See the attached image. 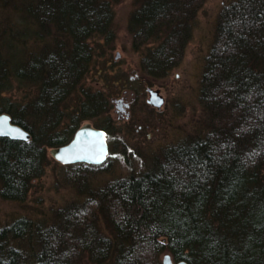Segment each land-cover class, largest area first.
I'll return each instance as SVG.
<instances>
[{"label":"trees","instance_id":"16d2710c","mask_svg":"<svg viewBox=\"0 0 264 264\" xmlns=\"http://www.w3.org/2000/svg\"><path fill=\"white\" fill-rule=\"evenodd\" d=\"M133 1L140 69L162 77L180 62L205 0ZM112 2L0 0V113L30 135L0 136V199L25 201L48 148L104 108L85 81L120 71L106 50ZM198 93L201 124L146 168L96 183L95 165L62 163L75 197L0 224V264H162L164 253L187 264H264V0L221 7Z\"/></svg>","mask_w":264,"mask_h":264},{"label":"rangeland","instance_id":"374dc122","mask_svg":"<svg viewBox=\"0 0 264 264\" xmlns=\"http://www.w3.org/2000/svg\"><path fill=\"white\" fill-rule=\"evenodd\" d=\"M229 1L203 2L195 14L192 35L180 62L166 75L156 77L141 71L139 64L142 52L132 47L128 22L136 4L133 0H113L114 40L111 45H106L109 48L106 50L120 71L108 75L107 79L112 78L111 82L102 80V74H105L103 69L90 78L86 77L88 92L100 91L106 103L98 117L80 124L89 122L101 129L99 127L108 122L110 134L101 129L108 146L106 159L99 164L89 163L96 167V183L125 175L130 170L146 168L150 156L193 133L201 124L204 111L198 99L200 75L212 41L217 14ZM107 58H104L103 68L112 64ZM149 89L158 90L161 96L159 106L148 102L151 99ZM118 102H122V105L125 103L127 107L118 108ZM51 148L47 150L45 172L33 180L25 201L0 199V224L20 216L40 218L52 207L75 197L74 191L64 181L65 173L70 168L54 159Z\"/></svg>","mask_w":264,"mask_h":264},{"label":"water","instance_id":"95a60500","mask_svg":"<svg viewBox=\"0 0 264 264\" xmlns=\"http://www.w3.org/2000/svg\"><path fill=\"white\" fill-rule=\"evenodd\" d=\"M148 102L159 106L161 96L158 90L149 89ZM0 136L28 140L30 135L23 128L11 122L7 113H0ZM108 146L103 130L95 128L89 122L80 125L72 138L65 144L50 149L51 155L60 163L87 162L99 164L105 161ZM162 264H187L184 260L173 263L168 253L162 255Z\"/></svg>","mask_w":264,"mask_h":264},{"label":"flooded vegetation","instance_id":"af4514ba","mask_svg":"<svg viewBox=\"0 0 264 264\" xmlns=\"http://www.w3.org/2000/svg\"><path fill=\"white\" fill-rule=\"evenodd\" d=\"M125 106L127 107V105H125V103H124V105H122V102L117 103V107L120 109L124 108Z\"/></svg>","mask_w":264,"mask_h":264},{"label":"bare ground","instance_id":"6f19581e","mask_svg":"<svg viewBox=\"0 0 264 264\" xmlns=\"http://www.w3.org/2000/svg\"><path fill=\"white\" fill-rule=\"evenodd\" d=\"M8 115H9V114H8ZM11 122H12V121H11ZM12 123H13V122H12ZM76 130H77V129H76ZM76 130H75V131H76ZM7 137H8V136H7ZM71 138H72V137H71ZM164 254H165V253H164ZM168 254H169V253H168ZM162 255H163V254H162ZM171 258H172V257H171ZM172 261H173V263H175L173 259H172ZM179 261H180V260H179ZM176 262H178V261H176ZM161 263H162V256H161Z\"/></svg>","mask_w":264,"mask_h":264}]
</instances>
